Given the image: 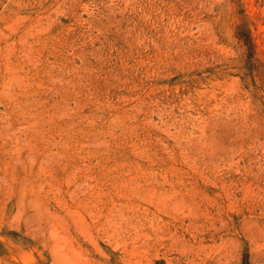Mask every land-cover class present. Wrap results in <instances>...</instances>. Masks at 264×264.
<instances>
[{
  "label": "rangeland",
  "instance_id": "374dc122",
  "mask_svg": "<svg viewBox=\"0 0 264 264\" xmlns=\"http://www.w3.org/2000/svg\"><path fill=\"white\" fill-rule=\"evenodd\" d=\"M0 264H264V0H0Z\"/></svg>",
  "mask_w": 264,
  "mask_h": 264
}]
</instances>
